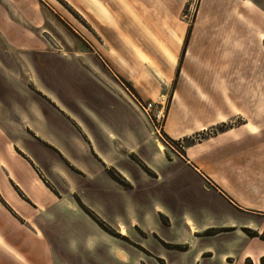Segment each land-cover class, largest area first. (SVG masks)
I'll return each mask as SVG.
<instances>
[{
	"label": "crops",
	"instance_id": "1",
	"mask_svg": "<svg viewBox=\"0 0 264 264\" xmlns=\"http://www.w3.org/2000/svg\"><path fill=\"white\" fill-rule=\"evenodd\" d=\"M96 1L72 11L99 36ZM60 19L46 0H0V264H264V0H200L168 71L165 135L213 131L192 142L209 165L159 149L153 95L101 45L50 49Z\"/></svg>",
	"mask_w": 264,
	"mask_h": 264
},
{
	"label": "rangeland",
	"instance_id": "2",
	"mask_svg": "<svg viewBox=\"0 0 264 264\" xmlns=\"http://www.w3.org/2000/svg\"><path fill=\"white\" fill-rule=\"evenodd\" d=\"M199 1L100 0L99 5L104 10L101 19L104 26L98 36L79 12L72 11L75 5L79 7L87 2L96 4V0H46L67 21L65 23L60 19L70 32L59 26L57 34L63 39V43L56 42L51 33L41 34L51 41L50 49L53 50H79L82 44L79 40L84 41V38L91 40L95 46L101 45L109 52V61L115 62L127 82L131 80L142 92L153 95L149 102L153 104L152 114L155 115L163 109V120L156 124L158 132L153 129L155 144L166 148L170 158L176 157L178 152L190 160L200 159L209 165V155L198 148L195 150L192 142L209 139L214 136L213 131H208L207 135H197L189 143L173 141L164 132L176 86L175 81H172L170 89L164 90L169 79L168 71L172 69L173 57L177 54L182 57L181 52L177 53L181 35L184 34L183 44L186 45L196 22ZM113 26L114 31L111 29ZM114 51L119 52L120 57L113 60ZM216 57L222 65L227 62L222 54H216ZM202 60L209 61L211 58L207 56ZM222 129L219 127L214 131L216 133ZM163 148L159 147L160 150Z\"/></svg>",
	"mask_w": 264,
	"mask_h": 264
},
{
	"label": "trees",
	"instance_id": "3",
	"mask_svg": "<svg viewBox=\"0 0 264 264\" xmlns=\"http://www.w3.org/2000/svg\"><path fill=\"white\" fill-rule=\"evenodd\" d=\"M127 85V84H126ZM128 88H130L127 85ZM108 174L110 175V177L112 179H114L116 182L120 183L123 186H127L126 183L124 182V180L122 179V177L114 170H109ZM81 207L83 208V210L106 232L110 233L111 235L114 236H118L114 233L113 230H111L104 222H102L101 220H99L90 210H88L86 207H84L81 203H80ZM247 235L251 238H256V237H260L256 232H252V231H246ZM207 236L210 234H206ZM261 239L264 240V236L260 237ZM170 249H175V250H180V251H185V248L183 247H179V246H173V247H169Z\"/></svg>",
	"mask_w": 264,
	"mask_h": 264
},
{
	"label": "built area",
	"instance_id": "4",
	"mask_svg": "<svg viewBox=\"0 0 264 264\" xmlns=\"http://www.w3.org/2000/svg\"><path fill=\"white\" fill-rule=\"evenodd\" d=\"M152 108H153L152 103H149L145 106H142V109L145 112L148 120L152 124L153 129L155 128V130L158 132L156 124L160 123L163 120V117H164L163 112H162L163 109L160 112H158L157 114L153 115L152 114Z\"/></svg>",
	"mask_w": 264,
	"mask_h": 264
},
{
	"label": "bare ground",
	"instance_id": "5",
	"mask_svg": "<svg viewBox=\"0 0 264 264\" xmlns=\"http://www.w3.org/2000/svg\"><path fill=\"white\" fill-rule=\"evenodd\" d=\"M160 142V141H159ZM160 148H163V146L160 144V145H158Z\"/></svg>",
	"mask_w": 264,
	"mask_h": 264
}]
</instances>
